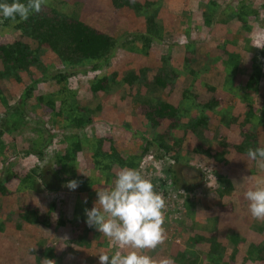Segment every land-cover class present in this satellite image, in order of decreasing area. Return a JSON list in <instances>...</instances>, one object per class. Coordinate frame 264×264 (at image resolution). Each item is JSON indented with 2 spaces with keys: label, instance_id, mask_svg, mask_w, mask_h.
<instances>
[{
  "label": "rangeland",
  "instance_id": "1",
  "mask_svg": "<svg viewBox=\"0 0 264 264\" xmlns=\"http://www.w3.org/2000/svg\"><path fill=\"white\" fill-rule=\"evenodd\" d=\"M49 1L47 0L48 5L43 6L40 13L34 14L40 16L44 13L47 16H54L50 15L48 7L58 12L59 9L64 12L75 9L80 19L89 21L96 30L108 33L116 39L125 35V37H129L135 32H144L145 16H154L156 24L161 28L159 43L150 45L144 54L130 50L120 51L111 60L110 69H115L116 79L120 80L122 74L133 68L136 70L134 72L138 74L137 69H152L160 66L167 47L185 45L187 36L191 42L195 43L197 53L207 52V44L210 47L214 45L216 34L222 31L221 33L226 37L230 36L232 31H226L229 30L227 26L230 23L223 24V21H227L228 16L233 17L238 5L243 0H217L215 5L210 4L211 0H136L139 5L144 7L140 14L124 8L121 9V12L114 10V14L110 15L104 12L110 0H75L78 3L77 6H73L70 0H63V3L67 2L59 5ZM250 1V6L255 14H249L245 19L250 24V32L236 40L234 52L235 55L237 54V58L234 61H228L229 64L221 60L214 62L218 70H231L230 66L234 62L240 71L241 66L250 69L259 64L258 69H260L261 75H264L261 57L256 53L254 55L256 64L252 65L249 63L252 55L242 52L247 37L251 46L264 44V9L259 5L261 0ZM184 4L188 8H185ZM62 14L65 13L60 15ZM204 21H208L205 22L207 24ZM132 25L136 29H132ZM118 28H122V33ZM6 30L0 32V45L9 44L19 38L18 35L17 37L12 33H7ZM20 40L29 41L25 38ZM132 44L134 48H139L141 45L139 41L134 43L132 41ZM35 46L34 42L29 41L31 49ZM185 55L188 57L189 54ZM183 56L184 53L173 57V60L176 58L174 66L177 72L172 84L166 86L163 91L146 96L147 99L155 96L158 100H164L172 105H180V102H183L184 111L180 112L181 117L176 118V121L155 116L153 132L155 136L163 137L164 142L168 144L172 143V139L179 138L183 166L182 164L176 166L177 175L185 181L195 182L200 178L198 172L194 170L197 168L203 172L204 182L186 196L187 202L173 204L166 201L165 216H168V221H165L166 225H164L166 239L157 249L145 250L144 254L151 256L156 261L171 258L174 260V264H255L252 260L254 256H251L247 250L250 247H261L264 250V221L252 218L248 208L249 202L245 199L244 192L254 186L256 181L246 175L243 182L232 185L230 195H224L221 199H218V192L216 195L212 190L217 183L220 184V188L226 186V183L222 182L226 181L224 177L229 159L240 157L241 160L242 157H245L247 164L253 165L252 160L247 156V149L264 147V137L252 138V141H249L252 146L249 144L250 146L245 147L242 153H238L235 147L241 145L244 135L248 130L251 131L252 126L255 127L257 121L255 120L253 123L252 120L249 123L252 125L251 127L247 125L244 128H238L234 123L221 122L220 115L217 116V114H223L227 122L226 117L235 118L238 113L242 114L243 111L248 110L249 113L261 118L264 113V77L261 79L259 91L257 93L248 92L246 95L244 93L245 80L247 79L245 72H241V74L236 72L237 75L233 76L232 82L224 86L215 80L205 81V85H203L199 78L194 82L193 91H197L193 97L194 101L214 103L212 109L201 110L195 104L189 105L193 100L185 102L181 99L180 86L186 72ZM207 56L210 57L211 54L207 53ZM38 58L47 62L53 56L44 52ZM172 63L171 58H166L165 64L172 68ZM52 67L58 69L60 64H52ZM168 69L166 70L168 71ZM80 70L82 71L79 69L76 71L75 80L78 83L72 90H75V94L82 96V100H85L84 103L88 104L90 92L85 91L84 86L88 85L89 81L93 82L95 77L102 76L105 71L103 69L98 73L99 75L91 78L87 76V73L90 72L88 64ZM170 72H168L170 76H173V73ZM18 74L22 79L21 83L26 84L29 80L28 76L22 71H19ZM1 82L3 88L6 87L11 92H18L19 83L8 79ZM59 86L53 79L39 82L35 91L30 93L32 99L26 101L28 104L24 116L20 117L21 122L28 121L34 124L38 119L44 122V127L37 129L43 139L47 130L54 133L52 143L48 146L51 154L47 162L50 166H54V172L58 171L60 184L58 190L49 193L41 188V176L45 172L43 167L39 168L41 170H35L34 164L37 159L34 155H18L15 149L12 150L7 146L8 148L3 149L6 158H0V222L3 227L0 232V264H42V260L45 258L55 260L56 264H99L98 253L110 250L109 253H112L116 250L108 238L94 227L87 226L85 209H91L94 206L98 198L97 191L109 189L120 171L113 161L112 153L109 152L110 148L115 150L114 155L117 156H128V158L135 156L133 157L135 161H137V157H141L140 153L145 146L143 137L131 131L139 128L146 132V137L148 136L150 130L147 129L149 128L142 127L148 109L146 106L140 105L135 98L136 85L131 88L124 85L123 88L114 89L109 94H96L88 107L93 109L96 104H99L100 110L93 112L90 117V125L81 134L103 136L102 150L109 152L112 156L106 159L107 163H112V168L109 172L95 168L90 150L84 146L77 159L75 158L76 164L67 167L66 171L64 169L61 171L58 170L57 165H54L53 155L56 149L62 148L60 146L64 142L61 135L62 129L70 126L69 111L65 110L61 113L60 118H54L47 109L42 111L44 105H38L34 101L37 95L45 93L47 90L55 92ZM141 90H144V87L141 86ZM145 93L143 91L141 95ZM53 98L55 99L56 96ZM192 118L194 120L207 119L208 126L203 133V137L206 138L205 144L201 139L199 142V139L191 132ZM82 119H86V115ZM35 124L34 126H37ZM198 148L208 149L209 157L220 155L221 161H214L204 156L198 151ZM150 152L156 153L157 150L153 147ZM142 158L145 162L146 160L149 162L148 158H152V162L158 164L151 154H145ZM254 169L257 170V176L260 177L258 181H264V170L256 166ZM233 173L236 174V172ZM14 174L17 179L12 177ZM70 180L80 182L76 190L66 187ZM237 186L238 188H236ZM29 209L37 210V213L40 214L38 222L21 221L20 214ZM213 211L217 215H211ZM179 215L180 219L178 220ZM42 216H45V219H42ZM234 235L239 238L238 241L233 240ZM196 237L206 239L213 237L217 244V251H210L207 247L200 246L195 240Z\"/></svg>",
  "mask_w": 264,
  "mask_h": 264
},
{
  "label": "trees",
  "instance_id": "2",
  "mask_svg": "<svg viewBox=\"0 0 264 264\" xmlns=\"http://www.w3.org/2000/svg\"><path fill=\"white\" fill-rule=\"evenodd\" d=\"M51 3L56 5L64 4L63 0H50ZM49 1V2H50ZM73 6H77L75 0H70ZM217 0H211L210 4L215 5ZM0 2L12 3V0H0ZM21 2H26V0H21ZM48 5V4H46ZM185 8H188L186 4ZM250 0H243L237 7L236 12L233 17L228 16L227 21H223V24L230 23L227 26L226 31H232L230 36H225L221 32L216 34V42L211 47L207 44V52L197 53L195 43L189 40L183 46H169L165 51L164 59H161L160 66L156 68H140L136 71L134 68L132 70L126 71L122 74L121 79H116L115 69H110L111 60L123 50H130L138 54H144L148 47L154 43H159L160 41V31L161 28L156 24L153 15H147L144 18V32H135L130 34L129 37L120 36L117 39L111 36L108 33H103L91 25L89 21L80 19L78 14L75 12V9L72 10H63L60 11L51 10L48 7L50 15L42 13L40 16L32 14L29 16L27 21L20 23H13L10 20H4L3 23H0V32L6 30L7 33H12L15 36H19L18 39L14 40L9 44L0 45V83L2 80L8 79L13 80L16 83H19L18 92H11L10 89L2 87L0 84V158H6L3 152L5 147H9L14 150L18 155L26 156L32 154L36 157L37 162L34 164L35 170H41L39 168H44V175L41 176L40 186L45 192H54L57 191L60 187L58 171H53L54 166L48 164V158L50 152L48 146L52 143L54 133L52 131H46L45 138L38 133V128L44 127V122L38 120L35 121V125L29 123L28 121L21 122L20 117L24 116L27 108V100L31 98L30 93L35 91L37 84L43 82L46 79H53V81L60 85L59 89L55 92L48 91L43 92L40 95H37V98L34 99L38 105H44L42 111H49L54 118H60L61 113L69 111V128L62 129L61 135L63 138L62 148L56 149L54 152V165H57L58 170L66 171L67 167H71L76 164L75 158L82 152L84 146H87L90 150V155L92 162L95 168H98L101 171L109 172L112 168V163L106 162V159H109L110 156L113 158V161L116 163L118 170H121L124 167L135 168L140 165L144 160L142 158L145 154H151L152 157L156 160V164L159 170L167 175L169 183L166 185L171 190H182L185 193L184 199L189 193H192L194 189L199 187L202 182H204L203 172L199 169H194L200 175V178L197 182H188L178 176V171L176 166L182 164V156L180 155V139H172V143L168 144L164 142V138L160 136H155L153 129L155 126L154 117H165L169 119L180 118V112L184 111L182 103L180 105L170 104L166 101H160L155 96L151 99H147V94H152L154 92L163 91L166 86L172 84L175 79L177 69L174 66L176 62L173 60V57L176 55L184 53L185 61V77L180 86V95L181 99L185 102L186 100H193L189 105H197L201 110H208L214 107L212 102H198L194 101L193 97L197 94V91H193L194 82L199 78L205 85V81L215 80L221 86L230 84L233 80V76L245 72L247 79L245 80L244 93L245 95L250 93H257L259 91L261 79L264 75H261L259 64L252 66L250 69H245L241 66L238 70L236 62L233 63L231 70H218L214 62L221 60L222 62L234 61L237 58L235 55V43L236 40L241 36H246L250 32L249 22L246 21V17L249 14H254V11L251 8ZM261 8L264 9V0L259 2ZM104 12L107 15L114 14V10L121 12V9H131L135 13L140 14L141 10L144 9L142 5H139L136 0H110L108 6L105 7ZM186 10V9H185ZM143 11V10H142ZM61 13H65L60 15ZM144 14H146L144 12ZM143 15V14H142ZM2 19V17H0ZM19 19V17H17ZM208 22V21H204ZM207 24V23H205ZM98 26V25H96ZM132 25V29H136ZM192 28V27H191ZM120 28H118L119 30ZM122 33V28L120 29ZM129 32L127 30H123ZM119 33V34H120ZM17 36V37H18ZM21 38H25L30 42L36 44L35 48L31 49L29 47V41H21ZM135 41H139L141 45L139 48H134L133 44ZM131 45V46H130ZM206 47V44H204ZM242 52L250 53V62L256 64L255 54L261 57L262 64L264 65V44L260 46H251L249 43V38L245 39V44L243 46ZM48 53L53 56L47 62L39 60L38 56L43 53ZM207 53L211 54L210 57L207 56ZM185 54H189L188 57ZM167 59H172V68L165 64ZM226 59V60H225ZM215 60V61H214ZM60 64V68L54 69L52 64ZM52 63V64H51ZM88 64V69L91 71H97L96 75L104 69L105 73L102 76L95 77L92 81H89L88 85L84 86L85 91L90 92V97L88 98V104L98 93L109 94L114 89L127 87L131 88L133 85H136L134 92L135 98H137L140 105L146 106L148 112L145 113V122L143 126L148 127L150 133L146 137V132L141 131L139 128H135L131 132H135L143 137L145 146L142 148L140 153L141 157H137V161L132 156H117L114 155V149L110 148L112 154L102 150L101 141L103 136H91L90 134L82 135L84 129L91 123V115L94 111L100 110V105L96 104L93 109L88 107V104L82 100V96H79L74 93L75 90H72L73 87L78 83L76 79L77 70L82 71L83 67ZM259 66V67H258ZM31 67H33L31 69ZM169 68V69H168ZM31 69V70H30ZM168 69V71L166 70ZM24 72L29 80L26 84H22V79L19 77L18 72ZM32 71V72H31ZM171 71L173 76H170L168 73ZM170 72V73H171ZM85 74V73H84ZM95 75V76H96ZM99 75V74H98ZM141 86L144 87V90H141ZM212 89V88H211ZM230 90V89H229ZM144 91L145 94L141 95ZM56 98L54 99L53 97ZM32 99V98H31ZM84 99V98H83ZM58 100V102H57ZM41 102V103H40ZM57 102V103H56ZM198 102V103H197ZM34 103V102H32ZM87 105V106H86ZM45 116L47 114H44ZM86 115V119H82ZM220 121L226 124L234 123L238 128L245 127L250 125L249 123L253 120L257 121L255 127L252 126L251 131L248 130L244 135V140L241 142L240 146L235 147L238 150V153H242L245 147L250 146L252 138L256 139L258 137H264V113L261 118L254 116L247 111L243 113H238L235 118H227L223 114H217ZM190 122L191 132L194 133L197 139L203 140V144L206 143V138L203 137L205 129H207L208 123L206 118H198ZM33 121V120H32ZM146 123V124H145ZM140 126V122H139ZM126 128V127H125ZM36 131V132H35ZM91 131V130H90ZM201 137V138H200ZM250 141V142H249ZM250 144V145H249ZM59 146V144H58ZM252 146V145H251ZM7 147V148H8ZM155 148L157 152H150L151 148ZM261 147V146H260ZM2 148V149H1ZM208 148V147H207ZM198 151L204 156L209 157V150H201L198 148ZM154 154V155H153ZM139 155V156H140ZM243 155V154H242ZM214 161H221L220 155L217 157L212 155L209 157ZM228 160V159H227ZM240 157L229 159L227 162L225 180L222 183H226L225 187L220 188V184H215L212 192H218V199H221L224 195H230L232 193V185H237L243 182L244 177L247 175L252 177L254 181H258L260 177L257 176V170L254 169L256 162L252 161L253 165L247 164V158ZM239 163L236 165V163ZM155 164V163H154ZM183 166V164H182ZM233 172H236L234 174ZM261 176V175H260ZM14 179H17L16 174L12 176ZM167 183V182H166ZM165 183V184H166ZM238 188V186L236 187ZM215 196V194H214ZM187 202V199H185ZM59 211V210H58ZM40 214L37 213V210L29 209L27 212L20 214V219L22 222H38ZM168 216H165V221L168 220ZM42 219H45V216H42ZM166 225V224H164ZM3 230L2 222H0V232ZM194 238V236H193ZM195 240L200 244V246L207 247L210 251H217V244L214 241V238H200L196 237ZM233 240L238 241L237 236H233ZM235 241V242H236ZM210 242V244H208ZM194 243V240H193ZM208 244V245H207ZM264 250L261 247H250L247 252L254 256L255 264H264ZM111 252V250L109 251Z\"/></svg>",
  "mask_w": 264,
  "mask_h": 264
},
{
  "label": "clouds",
  "instance_id": "3",
  "mask_svg": "<svg viewBox=\"0 0 264 264\" xmlns=\"http://www.w3.org/2000/svg\"><path fill=\"white\" fill-rule=\"evenodd\" d=\"M46 4L47 0L0 2V23L4 20L13 23L27 21L30 15L40 13ZM96 73L90 70L87 76L93 78ZM247 156L256 162L257 168L264 170V147L248 148ZM150 160L153 161L152 158ZM79 184L77 180H70L66 187L76 190ZM97 197L94 206L85 209V222L108 238L116 249L112 253H98L99 264H174L171 258L156 261L144 254L145 250L157 249L166 239V200L140 170L122 168L113 185L97 191ZM244 197L249 202L252 218L264 221V181H257L249 187ZM42 264H56V261L45 258Z\"/></svg>",
  "mask_w": 264,
  "mask_h": 264
},
{
  "label": "built area",
  "instance_id": "4",
  "mask_svg": "<svg viewBox=\"0 0 264 264\" xmlns=\"http://www.w3.org/2000/svg\"><path fill=\"white\" fill-rule=\"evenodd\" d=\"M148 160L149 162L143 160L137 169L140 170L146 178L151 180L155 186V190L162 193L166 201H170L173 204L176 202L182 203L185 193L182 190L173 191L171 188H168L166 186L169 183L167 175L163 174L150 158H148Z\"/></svg>",
  "mask_w": 264,
  "mask_h": 264
},
{
  "label": "crops",
  "instance_id": "5",
  "mask_svg": "<svg viewBox=\"0 0 264 264\" xmlns=\"http://www.w3.org/2000/svg\"><path fill=\"white\" fill-rule=\"evenodd\" d=\"M181 174V173H180ZM195 182H197V181H195ZM185 201V199L183 200V202ZM182 202V203H183ZM186 207V206H185ZM184 209V208H183ZM211 211V210H210ZM181 213V212H180ZM211 215H217L216 214V212L215 211H213V212H211ZM180 219V215H179V218H178V220ZM168 221V220H167ZM165 224H166V222H165ZM195 245V244H194ZM208 249V248H207Z\"/></svg>",
  "mask_w": 264,
  "mask_h": 264
}]
</instances>
